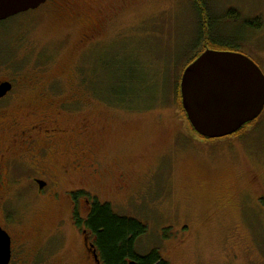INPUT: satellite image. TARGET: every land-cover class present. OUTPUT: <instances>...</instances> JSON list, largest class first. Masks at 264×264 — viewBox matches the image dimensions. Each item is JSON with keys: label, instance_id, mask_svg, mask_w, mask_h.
Returning <instances> with one entry per match:
<instances>
[{"label": "rangeland", "instance_id": "rangeland-1", "mask_svg": "<svg viewBox=\"0 0 264 264\" xmlns=\"http://www.w3.org/2000/svg\"><path fill=\"white\" fill-rule=\"evenodd\" d=\"M194 1L75 0V8L97 23L96 42L83 54L78 36L86 26L60 16L57 7L47 4L12 18L6 30L0 29V48L10 52L9 58L0 56V80H12L17 89L53 84L54 98L82 99L79 107L65 108V123L92 125L90 141L108 167L96 184L67 190H84L110 204L115 214L146 225L135 244L139 254L156 249L169 264H264V110L235 135L206 139L191 131L178 84L187 60L205 50L192 49ZM206 1L220 17L233 9L241 20L261 19L259 29H242L243 40L241 20L222 18L225 28L217 30L232 36L233 47L223 48L248 55L264 74V0ZM15 33L21 46L16 39L6 41ZM211 47L206 49L222 45ZM117 56L124 80L135 73L125 88H133L136 98L124 107L98 95V89L110 91L112 83L103 82L113 76L104 62ZM120 172L126 192L110 196ZM71 207L64 198L33 197L25 214L22 228L31 231L34 246L61 221L66 237L56 264H79L81 228L71 226ZM86 207L78 206L81 216Z\"/></svg>", "mask_w": 264, "mask_h": 264}, {"label": "flooded vegetation", "instance_id": "flooded-vegetation-1", "mask_svg": "<svg viewBox=\"0 0 264 264\" xmlns=\"http://www.w3.org/2000/svg\"><path fill=\"white\" fill-rule=\"evenodd\" d=\"M47 4L57 7L60 16L66 15L84 23L86 29L78 36L82 54L87 47L94 45L97 23L75 8V0H46L36 9L12 18ZM21 43L22 40L18 45L21 46ZM92 46L87 52L91 51ZM5 81L11 84V88L0 97V228L9 238L8 264L60 263L61 259L56 257L62 255L66 237L64 231L60 230L61 221L56 223V230L46 235L42 245L34 246L31 231L22 228L27 223L25 214L31 209L33 197L55 202L64 198L72 205L70 223L75 228L76 219L85 218L96 197L84 190L69 192L67 189L96 184L97 177L108 167L103 162L106 156L94 149L90 141L92 125L88 121H82L77 128L65 123V108L79 107L82 99L54 98L57 94L53 84L39 88L24 84L17 89L10 79L0 80V83ZM88 88L94 89V85L90 83ZM113 159L117 160L114 156ZM118 181L108 193L110 196L116 197L126 192L124 172H120ZM82 202L87 204V213L81 216L76 210L77 216H74V209H78ZM80 233L79 264H102L92 232L81 228ZM44 250L47 251L46 259H43Z\"/></svg>", "mask_w": 264, "mask_h": 264}, {"label": "water", "instance_id": "water-1", "mask_svg": "<svg viewBox=\"0 0 264 264\" xmlns=\"http://www.w3.org/2000/svg\"><path fill=\"white\" fill-rule=\"evenodd\" d=\"M46 0H0V21L36 9ZM11 84L0 83V97ZM181 105L192 129L208 139L238 132L264 109V74L248 56L206 49L180 78ZM10 244L0 228V264H8Z\"/></svg>", "mask_w": 264, "mask_h": 264}, {"label": "trees", "instance_id": "trees-1", "mask_svg": "<svg viewBox=\"0 0 264 264\" xmlns=\"http://www.w3.org/2000/svg\"><path fill=\"white\" fill-rule=\"evenodd\" d=\"M193 6L196 15L195 23L197 25V37H195L194 39L195 41L192 49H197L198 46H203L202 49H206L207 47L212 48L211 46L213 44L222 45V48H213L214 50L228 51L223 47H233V42L229 41L232 36L229 35L228 37L222 34L217 30V28L220 27V25H224L225 28L226 24H224L222 18H226L233 23L241 20L239 14L235 10L231 9L225 13V16L223 15V17H220L219 14H216V11L213 7L211 9V7L207 5L206 0H195ZM11 18L6 21H0V29L6 30ZM261 24L262 22L259 17L246 18L241 20V30H252L253 27L259 29L261 27ZM243 34L244 33L242 30L241 38L239 37L242 40L244 38ZM17 37L19 36L15 33L11 35L6 41L7 43H11L12 41H14V39H16L17 43L20 39ZM1 48L0 56L3 55L6 58H9V50L7 51L6 49V51H4ZM203 51L204 50H200L194 56L190 57L187 60V63L184 65V68L189 65ZM120 65H123V61H121V58H119L118 56L117 58H114L111 63L104 62L103 68H106V70L111 69V71L113 72V76L112 80L108 76L107 80H104L103 82L106 81L109 84L111 81L112 83L110 91L106 89H98V95H101V97L105 96L111 102H114L113 104H119L124 107V104L129 105L128 103L133 102L136 98V92L133 88H131L130 86L125 88V84L130 83V80L132 81L134 79L135 73L130 74L129 78H125L124 80V78H122L121 68H119ZM97 72L99 75V70H97ZM100 76H98V78H100ZM92 78L95 79L96 77L92 76ZM89 81L90 80L88 78L87 82ZM99 82L101 83L100 80ZM146 82L147 80L144 81V83ZM149 82L150 80H148L147 84ZM164 85H166L165 82L161 85V87L164 88ZM253 122H250L248 124H253ZM246 125L243 126L235 134L241 132L244 127H246ZM191 131H193L192 128ZM81 193L85 194V192L83 191ZM74 210V216H77V209L75 208ZM76 226L79 228H85L92 232L93 236L95 237L94 244L102 264H169V262H167L160 256L158 250L156 249H152L148 253L143 255L139 254L136 251V241L141 235L146 232V225L134 218L119 216L115 214L112 211L110 204H102L98 201L97 198L93 199V203L91 204V207L89 208L88 214L85 216V218L76 219Z\"/></svg>", "mask_w": 264, "mask_h": 264}]
</instances>
